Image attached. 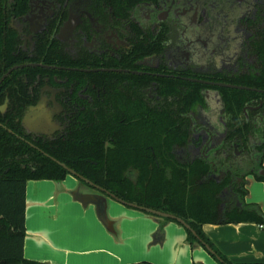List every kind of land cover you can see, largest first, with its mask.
<instances>
[{
	"label": "flooded vegetation",
	"instance_id": "flooded-vegetation-1",
	"mask_svg": "<svg viewBox=\"0 0 264 264\" xmlns=\"http://www.w3.org/2000/svg\"><path fill=\"white\" fill-rule=\"evenodd\" d=\"M26 2L27 11L10 19L20 40L19 50L33 58L38 37L52 34L63 54L57 65L21 63L44 68L23 74L33 102L24 108L20 124L33 147L66 139L81 114L95 115L101 108L117 111L130 125L142 122L144 107L152 117L160 104L173 101L161 88L164 78L219 86L232 84L219 78L258 73L254 49L264 35V0L145 1L132 7L126 17L114 14L100 0ZM67 23L72 26L61 30ZM141 43L146 47L134 52ZM177 85L185 90L184 83ZM200 92L204 104L188 112L192 117L189 137L177 157L181 162L205 158L214 180L232 169L221 193L237 199L234 189L245 176L236 171L235 161L226 160L246 152L236 137L224 147L227 127L219 92L207 87ZM261 103L243 108L245 113L254 111V126L263 120ZM8 104L5 97L1 116L8 112Z\"/></svg>",
	"mask_w": 264,
	"mask_h": 264
},
{
	"label": "trees",
	"instance_id": "trees-1",
	"mask_svg": "<svg viewBox=\"0 0 264 264\" xmlns=\"http://www.w3.org/2000/svg\"><path fill=\"white\" fill-rule=\"evenodd\" d=\"M145 1L157 0H100L122 17H126L136 4ZM27 9L26 0H0V77L14 65L27 61L61 64L63 54L52 34L38 37L33 58H26L19 50L20 40L10 25V19L20 17ZM134 47L135 52L137 47L143 50L146 46L141 43ZM254 51L258 58L255 65L258 73H240L219 80L261 91L164 78L161 88L173 101L160 104L152 117L150 110L144 107L142 122L130 125L121 120L117 111L108 112L101 108L95 115L81 114L74 132L66 139L37 144V147L27 142L30 139L24 135L20 124L24 108L33 102L23 74L44 68L12 70L0 83V104L5 97L9 99L8 112L4 116L0 114V264H50L23 257L25 188L28 180L62 181L68 171L58 162L128 206L133 203L182 219L190 227L186 231L191 245L207 244L221 264H233L213 248L202 231V225L241 221L264 225V213L258 205L244 203L243 182L234 189L237 199L221 193L231 180L232 169L217 183L205 158L181 162L177 150L187 144L188 128L192 123L188 112L196 105L204 104L201 89H216L221 97L227 127L224 147L236 137L239 147L246 152L240 157H230L226 162L235 161L239 166L238 173L242 176L251 173L264 183V177L258 174V169L263 168L264 157V35ZM179 82L185 84V90L178 87ZM259 100L262 101L259 112L263 120L256 121L254 126L251 119L254 111L245 113L243 108L258 105ZM132 264L154 263L141 261Z\"/></svg>",
	"mask_w": 264,
	"mask_h": 264
},
{
	"label": "crops",
	"instance_id": "crops-1",
	"mask_svg": "<svg viewBox=\"0 0 264 264\" xmlns=\"http://www.w3.org/2000/svg\"><path fill=\"white\" fill-rule=\"evenodd\" d=\"M256 181L264 189V183ZM243 184L244 203L258 205L264 213L263 202L246 201L253 183L244 177ZM83 194L103 198L104 220L93 203L81 201ZM260 225L206 222L202 231L231 263L264 264V225ZM187 237L182 224L128 206L72 174L60 182H26L25 259L50 264H221L203 245H191Z\"/></svg>",
	"mask_w": 264,
	"mask_h": 264
},
{
	"label": "water",
	"instance_id": "water-1",
	"mask_svg": "<svg viewBox=\"0 0 264 264\" xmlns=\"http://www.w3.org/2000/svg\"><path fill=\"white\" fill-rule=\"evenodd\" d=\"M69 23L67 24H64V26L61 28V30H63L65 27H67ZM70 26H72L71 24H69ZM68 29H70V27H68ZM58 37V36H57ZM26 65H36V64H21V65H16V66H13L12 68H10L7 72H5L1 77H0V83L1 81L15 68H18V67H23V66H26ZM219 86H224V87H230V88H237V89H251V90H257V89H254V88H250V87H246V86H241V85H232V84H225V83H217ZM258 91H261V90H258ZM5 105L1 106L0 109L4 108ZM33 107H31L32 109ZM29 114L26 115V117H28ZM34 124H38V121L35 120ZM40 124V123H39ZM61 166H63L69 174H72L74 176H76L78 179H80L82 182L86 183V184H89L90 186H93L94 188H96L97 190H99L100 192L118 200L113 194L109 193L108 191L102 189L101 187L97 186V185H94L91 181H89L88 179L80 176L78 173H76L74 170L68 168L64 163H61V162H58ZM258 174L263 176L264 177V167L263 168H260L258 169ZM226 176V173L225 172H221L219 174V176L215 177V181L217 183H219L224 177ZM81 198V201L83 203H88V202H91L93 203L95 206H96V210H97V213H98V216L101 218V219H105L106 215H105V202L103 200V198H101L99 195H96V194H83L80 196ZM122 202V201H120ZM123 203V202H122ZM129 206H132V207H135V208H139L143 211H146L148 213H151L153 215H156V216H159V217H165V218H172V219H175L176 221H178L180 224H182V226H184L186 229H189L190 230V227L187 223H185L182 219L174 216V215H171V214H168V213H165V212H161V211H157V210H154V209H151V208H146V207H142V206H138L136 204H133V203H130ZM192 231V230H191ZM193 234H195L194 231H192ZM203 245L205 246V248L210 252V253H213V250L210 248V246H208L207 244H204Z\"/></svg>",
	"mask_w": 264,
	"mask_h": 264
},
{
	"label": "rangeland",
	"instance_id": "rangeland-1",
	"mask_svg": "<svg viewBox=\"0 0 264 264\" xmlns=\"http://www.w3.org/2000/svg\"><path fill=\"white\" fill-rule=\"evenodd\" d=\"M239 162V161H238ZM247 177V178H246ZM250 181L253 183L248 189L251 193V196L246 199V201L255 200L256 203H264V189L260 185H256L257 181L253 179V177L250 174L245 175V180Z\"/></svg>",
	"mask_w": 264,
	"mask_h": 264
},
{
	"label": "built area",
	"instance_id": "built-area-1",
	"mask_svg": "<svg viewBox=\"0 0 264 264\" xmlns=\"http://www.w3.org/2000/svg\"><path fill=\"white\" fill-rule=\"evenodd\" d=\"M260 227H262V225H260Z\"/></svg>",
	"mask_w": 264,
	"mask_h": 264
}]
</instances>
